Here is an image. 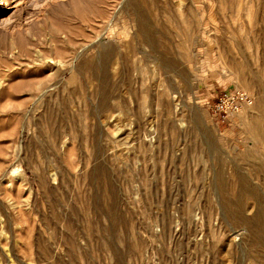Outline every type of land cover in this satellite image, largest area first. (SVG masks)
Instances as JSON below:
<instances>
[{
    "label": "rangeland",
    "instance_id": "374dc122",
    "mask_svg": "<svg viewBox=\"0 0 264 264\" xmlns=\"http://www.w3.org/2000/svg\"><path fill=\"white\" fill-rule=\"evenodd\" d=\"M0 264H264V0H0Z\"/></svg>",
    "mask_w": 264,
    "mask_h": 264
},
{
    "label": "built area",
    "instance_id": "2783aa9c",
    "mask_svg": "<svg viewBox=\"0 0 264 264\" xmlns=\"http://www.w3.org/2000/svg\"><path fill=\"white\" fill-rule=\"evenodd\" d=\"M252 97L237 87H224L210 92L205 104L218 124H227L229 118L251 106Z\"/></svg>",
    "mask_w": 264,
    "mask_h": 264
},
{
    "label": "bare ground",
    "instance_id": "6f19581e",
    "mask_svg": "<svg viewBox=\"0 0 264 264\" xmlns=\"http://www.w3.org/2000/svg\"><path fill=\"white\" fill-rule=\"evenodd\" d=\"M249 107H250V106H249ZM244 109H245V108H243L242 110H244ZM242 110H241V111H242ZM241 111H240V112H241ZM240 112H239V113H240ZM237 114H238V113H237ZM235 115H236V114H235Z\"/></svg>",
    "mask_w": 264,
    "mask_h": 264
}]
</instances>
